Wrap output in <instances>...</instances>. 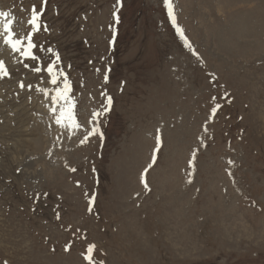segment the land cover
Returning <instances> with one entry per match:
<instances>
[{
	"label": "rangeland",
	"instance_id": "rangeland-1",
	"mask_svg": "<svg viewBox=\"0 0 264 264\" xmlns=\"http://www.w3.org/2000/svg\"><path fill=\"white\" fill-rule=\"evenodd\" d=\"M171 4L0 0V264H264V0Z\"/></svg>",
	"mask_w": 264,
	"mask_h": 264
},
{
	"label": "snow or ice",
	"instance_id": "snow-or-ice-1",
	"mask_svg": "<svg viewBox=\"0 0 264 264\" xmlns=\"http://www.w3.org/2000/svg\"><path fill=\"white\" fill-rule=\"evenodd\" d=\"M119 2H120V0H117V3H119ZM164 4L168 9V15H169L170 19H172L173 24H175V17L173 16L171 0H164ZM7 15H8L7 13H0V16H7ZM40 15H41V12H37L35 6L33 5L32 10H31V16H30V19L28 20V24L32 26L31 31L27 32L25 35H18L16 33H14L10 28L12 21L8 20L7 23H5L3 25L4 32L7 33L6 35H3L4 44L6 46H8L13 52H20V54L24 57H30L32 59H35L36 57L33 55L32 49L34 47H36V45L33 43L32 37H33V34L35 32L40 30V23H39ZM113 15L114 16L116 15L115 12L113 13ZM177 31L180 32L181 36L183 37V33L180 31L179 28H177ZM25 40L27 41L26 44L24 43ZM185 43L187 44V40H185ZM21 48H23V51H21ZM48 51L51 52L52 49H48ZM58 60H59V57L57 55V61ZM25 67H27V65H25ZM34 70L40 71L39 68H35ZM47 71L50 74H52L54 72V65L49 64ZM60 74L63 75L62 70H61ZM9 75H10V72L6 66L5 61L0 59V79L5 78ZM52 83H56V76L55 75H53ZM20 86L24 87V84L21 82ZM69 90H70L69 83H68L67 79H65L64 88L63 89H57V95L53 97V101H55L57 98L68 99L67 92ZM110 101H111V98H109L108 102L110 103ZM217 107H219V106L217 105ZM73 109H74V104H71V103H69V105L66 108H62L60 111V114L56 117V123L57 124H63L65 122V120H67L70 127H79L78 122L75 120ZM215 111H216V108H213L212 112L215 113ZM94 115H98V114L94 113ZM95 131H96L95 129L90 131L88 133V136L93 135ZM86 140H87V136L85 137L84 140L81 141V143H84ZM156 141H157V147H159L160 137L158 135L156 137ZM153 160H155V155H153ZM151 166L152 165L149 164L148 168H151ZM148 168H146L144 171L147 172ZM73 171H74V169H73ZM141 182L142 183L144 182L143 174L141 176ZM145 187L147 188L146 183H145ZM90 204H91V202H90ZM93 248H94V245H89L88 246L89 255L85 256V259L89 260V264H93V262L91 260V255H90ZM65 250H67V247ZM4 264H7V262H4ZM101 264H103V262H101Z\"/></svg>",
	"mask_w": 264,
	"mask_h": 264
},
{
	"label": "bare ground",
	"instance_id": "bare-ground-1",
	"mask_svg": "<svg viewBox=\"0 0 264 264\" xmlns=\"http://www.w3.org/2000/svg\"><path fill=\"white\" fill-rule=\"evenodd\" d=\"M236 24H237V27L239 28V29H242L246 24H245V22L243 21V22H241L240 21V19L237 21V22H235ZM25 78V77H24ZM44 93V92H43Z\"/></svg>",
	"mask_w": 264,
	"mask_h": 264
}]
</instances>
